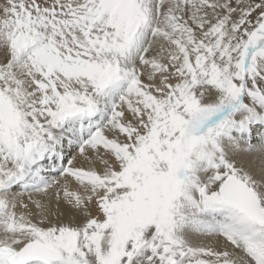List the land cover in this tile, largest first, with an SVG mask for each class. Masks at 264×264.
Masks as SVG:
<instances>
[{"label": "snow or ice", "instance_id": "6c2138e0", "mask_svg": "<svg viewBox=\"0 0 264 264\" xmlns=\"http://www.w3.org/2000/svg\"><path fill=\"white\" fill-rule=\"evenodd\" d=\"M0 264H264V0H0Z\"/></svg>", "mask_w": 264, "mask_h": 264}]
</instances>
